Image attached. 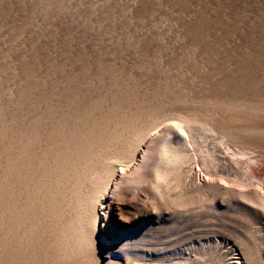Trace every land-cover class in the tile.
Wrapping results in <instances>:
<instances>
[{"label":"rangeland","instance_id":"rangeland-1","mask_svg":"<svg viewBox=\"0 0 264 264\" xmlns=\"http://www.w3.org/2000/svg\"><path fill=\"white\" fill-rule=\"evenodd\" d=\"M0 10V106L10 69L39 63L29 49L56 48L66 67L46 69L67 80L58 103L74 114L79 92L87 124L141 121L116 146L85 133L96 153L72 219H59L66 264H264V101L237 95L255 79L243 63L230 73L264 61V0H0ZM195 33L204 44L189 42ZM213 49L218 66L206 61ZM250 123L253 137L229 132Z\"/></svg>","mask_w":264,"mask_h":264},{"label":"bare ground","instance_id":"bare-ground-1","mask_svg":"<svg viewBox=\"0 0 264 264\" xmlns=\"http://www.w3.org/2000/svg\"><path fill=\"white\" fill-rule=\"evenodd\" d=\"M9 31L8 35L12 36V32L14 33L13 29H10ZM29 31L31 30H28L24 34V37L27 42L30 43V45L28 44L29 47H32L31 43L34 38L30 35L31 33ZM195 35V37L189 39V42L191 41L197 46L204 44L205 38H202L203 33H195ZM1 40L4 41V38L2 37ZM32 44L34 45V42ZM209 47L212 46L210 45ZM58 50L59 49L54 48V50L51 51V54H44L43 50L37 51V49L35 50L33 48L32 51L29 49L30 52H34V55L39 58V60H37L39 63H31L29 61L30 63L27 62L29 63L27 67H21L17 62L18 65L16 64L14 65V69H10L14 72L10 74L13 78L10 76L9 78H5L6 85L7 81H9L15 86L13 89L11 88L12 91L10 90L11 92H9V94L6 93L7 95L5 97L1 96L4 103L6 105L8 103V106H5L4 103L0 106V264H62V262L63 264H66L67 261L65 258L71 260L67 257L64 247H62V249L60 248L62 244L59 241L60 237L58 236V232H60L59 229H61L59 226L60 221L63 219L65 221L66 219L69 220L70 215L73 217L72 198L74 197L72 195L77 193L78 186L82 183L81 168L88 169V162L91 158H94L96 153L93 146L94 143L91 145V142L88 143V141L85 140L87 137L85 133L90 131L91 134L94 133L95 137L99 139L103 138L107 133H110V137L107 138L114 137L115 141L109 145L114 144V146H116V144L120 143L125 137L127 134H125V131L128 128L137 126L141 122L131 118L128 120V123L131 126L129 125L126 129L123 121H113V125L108 123L112 120V115H109L110 117L107 119L108 121L87 124L81 113L82 111H89V108L84 105L80 107V103L83 99L82 96L79 95V92H77L78 94L76 93L77 97L74 98V103L77 107L79 106L78 111H72L74 114L70 113L67 107L65 108L64 105L62 106L58 103L59 98H62L63 96L62 89L67 80H64V78L61 77V74L59 75L57 73L58 75H54L55 72L46 69V67L55 66L60 63V61L61 64H63L62 66H65L66 61L63 63L64 59H59L61 54H59L60 51ZM214 50L215 49L208 52L206 60L208 63L217 64L215 59L216 53ZM48 52H50V50H48ZM206 53L207 52L203 51L202 54L198 53V55H206ZM254 53L257 54L256 56H259L255 51ZM255 54L250 57H255ZM31 55L33 56V54ZM43 55L46 56L43 58ZM245 57L248 58V56ZM42 59H45V61ZM248 59L252 60L250 62L244 58L240 61L237 60V63L233 64V71L231 70L230 72L235 73L239 71L238 65L241 66L240 63H243L247 68L246 72L255 78L251 81L254 82V84L248 86L245 85V83L248 82L247 79H240V85L238 86L240 87V90H237V95L247 93L252 97L253 93H258L259 97L257 98L264 101V67L258 70V68L264 64V61L262 62V59L255 60V58ZM210 69L212 68H209L208 70ZM1 71L2 69H0V74H2ZM12 74L17 76L14 77ZM234 83L236 82L234 81ZM253 97H255V95ZM60 101H62V99ZM109 109L114 111L112 104L110 102H107L106 104L104 103L103 110L110 111ZM47 114H50V117H47ZM251 120L253 121V119ZM236 127L237 126L233 127L229 132H231L232 135L240 134L241 136L248 138L250 135L253 137L251 133L255 130L254 128L256 125H251V123L246 124L244 126L246 129ZM90 129H93L94 131H91ZM131 129L132 128H130V130ZM154 131L157 132L156 130ZM131 144L129 146L130 148ZM106 149L96 155L100 154L105 156L103 153H107ZM123 154L125 155L126 153L123 152ZM110 167L112 168V166ZM122 170L123 169H121L119 173V179L123 178ZM105 172H107V170L104 171V173ZM102 177L103 176H101V179ZM94 185L95 184L91 186ZM62 187L63 189H61ZM58 190L60 193H58ZM71 205L72 213L66 214V211L69 209L68 207H71ZM35 210H39L40 213ZM38 213L41 216L39 221L35 222L31 220V218L33 219V214L38 216ZM75 215L76 214H74V216ZM53 218L56 219V221L53 220ZM39 222L42 225H40ZM73 223L74 222L72 221V227ZM55 251L59 252L58 255H60L59 257L61 259H57L56 263L52 258L56 256ZM32 257L33 259L35 258L33 262Z\"/></svg>","mask_w":264,"mask_h":264},{"label":"snow or ice","instance_id":"snow-or-ice-1","mask_svg":"<svg viewBox=\"0 0 264 264\" xmlns=\"http://www.w3.org/2000/svg\"><path fill=\"white\" fill-rule=\"evenodd\" d=\"M120 225L119 224H114L113 227L114 228H118Z\"/></svg>","mask_w":264,"mask_h":264}]
</instances>
